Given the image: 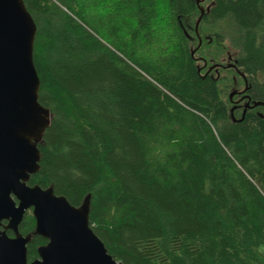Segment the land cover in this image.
<instances>
[{"label": "trees", "instance_id": "1", "mask_svg": "<svg viewBox=\"0 0 264 264\" xmlns=\"http://www.w3.org/2000/svg\"><path fill=\"white\" fill-rule=\"evenodd\" d=\"M22 1L51 114L28 183L89 197L90 227L123 264H264V105L231 114L197 56L228 45L250 105L264 102V0H165L157 57L156 0ZM34 229L29 210L28 261L47 242Z\"/></svg>", "mask_w": 264, "mask_h": 264}, {"label": "water", "instance_id": "2", "mask_svg": "<svg viewBox=\"0 0 264 264\" xmlns=\"http://www.w3.org/2000/svg\"><path fill=\"white\" fill-rule=\"evenodd\" d=\"M203 13L200 7L196 29ZM36 31L22 0H0V264H123L108 253L90 227L89 197L74 206L51 187L28 183L39 170L38 144L51 119L49 109L38 100L40 80L33 62ZM235 63L230 66L238 70ZM238 72L245 91L246 78ZM247 98L242 117L247 108L264 105L258 101L250 105ZM30 209L33 234L47 240L32 261L27 258L32 234L19 231Z\"/></svg>", "mask_w": 264, "mask_h": 264}, {"label": "rangeland", "instance_id": "3", "mask_svg": "<svg viewBox=\"0 0 264 264\" xmlns=\"http://www.w3.org/2000/svg\"><path fill=\"white\" fill-rule=\"evenodd\" d=\"M104 1L108 3L111 0L97 1L98 4H101L102 10L105 8V4H103ZM156 9L157 14L152 23L154 30L152 39L149 44H146L149 47V53L154 57L161 55L162 49L168 46L171 41V31H173V23L165 0H156ZM220 48L221 49H217L215 44H211L210 47H204L197 56L200 55V58L202 59H209V57H211L209 62L207 60L206 69L208 71H216V73H212L219 76L221 96L229 106L230 110L235 107L242 108L248 101L244 94L245 81L238 70H235L233 66H230L234 63L233 58H235L232 56V54H234L233 50L230 49L228 45H222ZM203 65H206L205 61ZM231 93H233V96L230 98Z\"/></svg>", "mask_w": 264, "mask_h": 264}, {"label": "flooded vegetation", "instance_id": "4", "mask_svg": "<svg viewBox=\"0 0 264 264\" xmlns=\"http://www.w3.org/2000/svg\"><path fill=\"white\" fill-rule=\"evenodd\" d=\"M233 60H234V58H233ZM245 97H246V100H248V99H247V96H245ZM30 211H31V209H30Z\"/></svg>", "mask_w": 264, "mask_h": 264}]
</instances>
